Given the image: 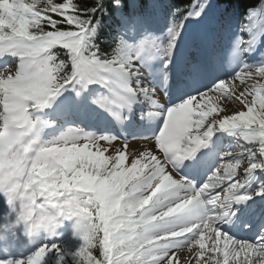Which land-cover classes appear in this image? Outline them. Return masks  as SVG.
<instances>
[{
	"label": "snow or ice",
	"instance_id": "1",
	"mask_svg": "<svg viewBox=\"0 0 264 264\" xmlns=\"http://www.w3.org/2000/svg\"><path fill=\"white\" fill-rule=\"evenodd\" d=\"M6 2L13 14L0 8V195L12 217L5 227L22 224L31 237L55 233L46 214L74 224L87 217L92 227L74 230L82 243L72 264H264V227L254 239L221 228L264 196V180L248 190L264 172V62L209 78L211 26L198 34L186 27L203 19L208 0L173 9L160 36L145 27L155 0ZM109 5L116 33L105 48L98 14ZM145 68L171 93L158 129L129 140L81 126L90 112L134 126L133 106L157 103ZM230 103L241 110L229 113ZM73 116L80 123H70ZM218 131L238 133L244 144L209 169ZM53 250L57 264H69L55 243L0 264H45Z\"/></svg>",
	"mask_w": 264,
	"mask_h": 264
},
{
	"label": "rangeland",
	"instance_id": "2",
	"mask_svg": "<svg viewBox=\"0 0 264 264\" xmlns=\"http://www.w3.org/2000/svg\"><path fill=\"white\" fill-rule=\"evenodd\" d=\"M205 10L208 11V12L211 11L214 14L217 13V10L214 9L213 4L210 3V0H208V7ZM254 16H255L254 13L251 12L250 13V16H249V19L247 21V25H250V27H251V24H253L254 30L256 31V34H257V39H256L255 36H253V41H252L249 38V36H248L249 30H248L247 27H245L242 31H240V33L242 32V34H239V35L237 34L238 36L235 35L233 37L230 34H225V36L227 35L228 37L226 39L223 38L221 42L224 45H226V47H224V48L222 47L220 49H216V56L214 54H212V56L214 58V63H218L219 60H220V58L222 57L220 55V52L221 53H227L228 51L230 52L232 50L238 56V60H236L237 61L236 68L234 69V71L231 72V73H228L227 75H224L223 74L221 76V78H224V77L233 75L236 71H239L240 70L242 64H247L249 66H253V68H255L258 65V59H259V57H258L257 51L261 47L260 46V43L258 42L261 39V36H260V34H261V31H260L261 28L259 27V25L257 23L254 22ZM206 28H208L207 27V23H202L200 21V19H199V28H198V25H197V28L195 30V34H198L199 33V30L206 29ZM243 33H245V34L243 35ZM227 39H228V41L226 43V40ZM7 59H8V61H10V63L12 62V57H8ZM153 64L157 65V67H158V64L156 62H153ZM145 71H146V75H148L149 73H151V70L148 69V68H145ZM154 81H155L154 78L151 77V78L147 79V82H144V83L146 85H148V86H152L153 87ZM250 82H254V81H250ZM66 95H67V93H66ZM221 103H224V102L221 101ZM234 110H241V105L238 104V103H230V104H228V111H229V113H231ZM91 116H92V112H90L87 115L86 119L81 124V126L83 124H87L88 121H89V118ZM104 117L106 119L105 122L102 123L101 120H99L98 121V124H97L98 128H100L101 131H111V130H107V128H113L114 131H111L113 134L119 136L121 139L127 138L129 140L132 139V137L136 135V134H133V133L136 132V130H133L131 132V134L133 136L132 135H120V134H118V130L119 129L118 128L114 129L115 126H111V122H113V120L110 117H106V115H104ZM109 119H111V120H109ZM129 119H130V116H129ZM69 122L70 123H80V119H78V116H73V117H70L69 118ZM63 124H64V122L61 121L60 124H58L55 129L50 130V131L53 132V133L58 132L60 130V127L63 126ZM82 127H84V126H82ZM85 129L91 131L90 128H85ZM103 129H105V130H103ZM122 131L124 132L125 129H123ZM96 132H100V131H96ZM145 132L146 131L143 130L142 132L139 131V132H136V133H139L138 136H140V135H143ZM216 133H220V131H218ZM227 133H229V131ZM221 139L224 142V144H226L228 142L234 144L235 145V149L239 148L240 145H243L244 144V141L242 140V138L239 136L238 133H236V136L233 139L228 138V137H222ZM232 144H230V145H232ZM105 146H107V145H105ZM231 149H233V148H229V150H231ZM229 150L224 149V152L223 153L228 152ZM258 185H259V182L258 181H255L253 183L252 188L249 189V191H252ZM0 196H1L0 197V226H3L6 229L5 225H7L10 222V219H12V217H11V213H10L9 207H8V205H7L4 197L2 195H0ZM253 207L254 206H247L245 208L244 212L242 213V215L239 217V219H238L239 220L238 222L240 224V226H239V229L240 230L239 231L238 230H234L235 232L228 231L227 230V227H224V226L221 227V228L224 231H227L230 234L236 236L237 238H241V239H254L255 235L258 234V232L260 231V229L262 227H264V217L261 218V223L256 222L257 215H256V212L254 213V211H252ZM69 221H71L72 223H74V221H72V220H69ZM65 228H66V226H62V228L56 230L55 233L64 234L65 233ZM231 228H233V227L231 226ZM254 229H256L255 230V233H251V238H248L247 235L250 234V232H252V230H254ZM14 231H15V229H13L12 232L14 233ZM52 234L53 233H49V232H47L45 230H41L38 234H36V238H40L39 239V242L42 243L44 241H49L50 238L52 237ZM57 245L61 246L62 247V250H63V246L61 245V243H59ZM185 252H186V250H185ZM54 254H56L55 253V250H53V252L49 253L48 257L46 258L45 264H51V258L53 257ZM26 256H24V257H26Z\"/></svg>",
	"mask_w": 264,
	"mask_h": 264
},
{
	"label": "trees",
	"instance_id": "3",
	"mask_svg": "<svg viewBox=\"0 0 264 264\" xmlns=\"http://www.w3.org/2000/svg\"><path fill=\"white\" fill-rule=\"evenodd\" d=\"M172 4V10L173 9H184L187 6H190L193 4L194 0H168ZM79 2L83 6H89L92 3V0H79ZM214 3L216 5H219L221 3L226 4V9L221 10L223 12L227 11V8L229 9L228 16L232 17V20L234 23H236V27L243 24L245 18L248 15L249 9L255 8L257 9V16L260 19V21L264 24V0H214ZM101 19V26L98 33V40L101 42L102 46L107 48L108 47V41L112 39V37L116 33V29L114 25L115 17L113 12L111 11V7L109 5V11L98 14ZM244 19V20H243ZM260 62H264V49L262 53V59ZM73 241H76V239H73L71 244L69 245L68 249V256L67 261L69 264H72L73 257L70 255L71 253H74L76 249L80 246L82 241L78 238L77 244H73ZM98 255V252L96 253ZM57 264V262H56Z\"/></svg>",
	"mask_w": 264,
	"mask_h": 264
},
{
	"label": "clouds",
	"instance_id": "4",
	"mask_svg": "<svg viewBox=\"0 0 264 264\" xmlns=\"http://www.w3.org/2000/svg\"><path fill=\"white\" fill-rule=\"evenodd\" d=\"M0 8H2L4 10L5 14H13V8L12 5L8 4L6 2V0H4L3 3H0ZM4 23V20L0 19V24ZM21 27H23V25H21ZM53 153L55 152H63V153H67L68 157L67 158H71V156L74 154V150L73 149H52L51 150ZM41 175L42 176H47L49 175V173L45 170V169H41ZM51 187H55V183L53 182V184L51 185ZM45 219L48 221H52L51 224L48 225L49 228H58L61 227L65 221H58L56 220V215L55 214H46ZM79 226L85 230L90 229L92 226L90 225V223L87 220V217L84 216H80L77 220V223L74 224V230L75 228ZM47 230V229H46Z\"/></svg>",
	"mask_w": 264,
	"mask_h": 264
},
{
	"label": "bare ground",
	"instance_id": "5",
	"mask_svg": "<svg viewBox=\"0 0 264 264\" xmlns=\"http://www.w3.org/2000/svg\"><path fill=\"white\" fill-rule=\"evenodd\" d=\"M145 2H147V0H145ZM148 2H150V1H148ZM170 13H171V12H168L167 16H169ZM232 55H233V52L227 54V56H226V60H225V62L223 63V65H224L225 67H228V68H229V67H231V64L234 63V62H233V59H232ZM234 64H235V63H234ZM212 72H214V71L211 70L210 73H209V76H211ZM162 89L164 90L163 87H162ZM160 97H162L161 94H156L157 104H161V103L163 102V101L160 100ZM148 104H149L150 106H153V104H151L150 102H149Z\"/></svg>",
	"mask_w": 264,
	"mask_h": 264
}]
</instances>
